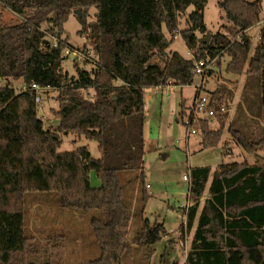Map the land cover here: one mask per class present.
Instances as JSON below:
<instances>
[{"label":"trees","instance_id":"obj_1","mask_svg":"<svg viewBox=\"0 0 264 264\" xmlns=\"http://www.w3.org/2000/svg\"><path fill=\"white\" fill-rule=\"evenodd\" d=\"M208 1L0 0L1 8L19 18L13 25L0 21V80H21L24 86L19 93L8 85L0 87V264H34L39 254L24 233L27 194L55 193L62 209L97 213L90 226L100 255L89 264H122L124 256L132 257V245L151 256L157 245L174 244L162 238V223L148 218L128 238L131 211L119 174L136 173L127 183L144 181L145 91L169 84L191 86L195 64L205 63L206 57L212 62L226 55L229 73L258 78L259 109L249 118L261 130L253 136L231 124L227 131L244 152H264V21L252 55V38L246 34L260 22L261 0H218L240 41L218 32L210 43H200L208 32L204 23ZM190 6L194 11L188 27L178 32L179 18ZM93 8L95 19L89 22ZM72 14L95 54L85 58L93 64L90 71L75 64L76 76L63 70L68 40L62 35ZM43 23L54 27L56 46L46 40ZM177 36L193 53L192 59L169 51ZM32 85L57 92V108L50 110L58 121L56 129H44ZM88 90L93 97L83 98L80 91ZM224 91L220 88L210 97L217 130L209 127V118L191 117L185 126L200 130L204 150L216 148L222 140ZM186 116L181 113L182 122ZM59 134L96 142L100 157L93 158L86 146L59 152ZM91 171L101 183L99 188L90 185ZM188 175L193 204L185 210L181 233L191 232L197 224L185 264H264V165L220 164L214 171L195 167ZM149 197L143 192L144 206ZM55 247L45 264H64L60 248Z\"/></svg>","mask_w":264,"mask_h":264},{"label":"rangeland","instance_id":"obj_2","mask_svg":"<svg viewBox=\"0 0 264 264\" xmlns=\"http://www.w3.org/2000/svg\"><path fill=\"white\" fill-rule=\"evenodd\" d=\"M254 2L256 0H246ZM218 0H209L204 10V23L208 30L206 34L212 36L218 32L226 36L231 41H240L239 36H234L237 30L226 19L224 13L217 5ZM194 11L190 6L184 15L179 18L178 32L188 27L187 20ZM96 10L90 11L89 22L94 21ZM0 21L4 24L13 25L19 22V18L11 11L0 7ZM264 21V0H261L260 22L248 30L246 34L252 38L251 55L258 46L259 34ZM45 31L46 40L51 43L56 42V31L48 24H42ZM81 25L74 14L64 24L62 38H67L66 50L78 53L81 61H77L72 55L65 56L63 70L70 76H76L75 64L81 69L90 71L93 64L85 61L87 56L94 58L92 43L85 35L79 33ZM205 34V35H206ZM168 36V35H167ZM212 39V38H211ZM211 41V40H210ZM82 50H85L83 53ZM170 52H177L183 58L192 59L193 56L184 44L180 36H177L169 48ZM205 68L202 74L195 75L191 86H165L160 89H149L145 91V177L140 181L127 183L136 175L134 172H121L119 174L121 183L125 186L124 201L131 211V226L128 238L140 228L143 219L153 223L165 222L167 227L179 228L180 237L176 241L175 256H170L175 246H168L169 255L163 256V249L157 256H148L146 250L140 246L132 245V257L124 256L122 264H185L184 258L189 251L190 237L186 233H181L180 228L182 216L187 208L188 182L183 180V176H189L190 168L210 167L213 171L220 164H232L247 162L250 165L264 164V152L248 154L238 147L228 133L227 129L232 124V128H238L242 132L256 135L261 130L256 120L249 118L258 108V94L260 87L258 78L247 75H234L226 70L230 58L226 55L216 58L212 62L208 57L205 59ZM208 71H211L209 74ZM8 85L17 93L24 89L21 80H0V87ZM170 85V84H169ZM201 86L199 94L210 99L211 95L218 89L225 91L220 105V111L224 120V132L220 144L213 149H202L200 130H196L195 135L189 134V129L181 121V113L192 112V103L197 96V86ZM37 93L38 112L44 123V129H56L58 121L53 118L50 110L57 108V92L47 88L39 89ZM83 98H92L93 91H80ZM196 94V95H195ZM236 94V95H235ZM195 95V96H194ZM253 110H250V109ZM253 111V112H251ZM250 113V114H249ZM248 115V116H247ZM196 118H206L197 116ZM206 120V119H204ZM206 121L213 130L219 128L218 120L209 118ZM234 122V123H233ZM261 122V121H260ZM264 130V129H263ZM62 145L59 152H71L75 149L86 146L91 156L99 158L97 144L84 138L78 139L73 135L59 134ZM189 142L188 145L186 144ZM90 185L92 188H99L100 181L94 171L89 173ZM149 197L142 201L143 192ZM207 194L205 192L200 203L202 205ZM58 195L51 194H27L24 198V233L33 241L39 254L34 256V264H45L46 255L56 252L59 247L64 264H89L96 260L100 251L93 235L90 219L96 216L95 211L88 213H78L65 210L58 206ZM186 206V207H185ZM161 218V219H159ZM159 219V220H158ZM188 238V239H187ZM173 248V250H172ZM46 252V254H45Z\"/></svg>","mask_w":264,"mask_h":264},{"label":"built area","instance_id":"obj_3","mask_svg":"<svg viewBox=\"0 0 264 264\" xmlns=\"http://www.w3.org/2000/svg\"><path fill=\"white\" fill-rule=\"evenodd\" d=\"M52 44H53V46H56V42H54ZM69 55L78 57V53H75L74 51L70 52L69 50H66L65 51V56H69ZM204 68H205V63L203 61L197 62L195 64V68H194L195 75L202 74L204 72L203 71ZM32 89L37 91L40 88L38 86H36V85H32ZM197 90H198V95L195 97V99L193 101V104L191 106L192 107V112H190L188 114V116H186V118L184 119V122H183L184 126H189L190 125V118L191 117L194 118V117H197V116H203V117H206V118H211L213 116V111L210 108V99H208L207 97L201 96L199 94V91L201 90V86L200 85L197 86ZM189 134L195 135L196 131L193 130V129L189 130ZM183 180L188 182L190 180L189 176H183ZM145 188H146V190H149L150 186L148 184H146Z\"/></svg>","mask_w":264,"mask_h":264},{"label":"crops","instance_id":"obj_4","mask_svg":"<svg viewBox=\"0 0 264 264\" xmlns=\"http://www.w3.org/2000/svg\"><path fill=\"white\" fill-rule=\"evenodd\" d=\"M251 30V29H250ZM258 40H259V37H258ZM167 86H175V85H172V84H170V85H167ZM196 95V94H195ZM194 95V96H195ZM236 95V94H235ZM196 97V96H195ZM195 97H194V99H195ZM194 99H193V101H194ZM193 104V103H192ZM260 121V120H259ZM188 141H187V145H188ZM147 191V190H146ZM148 193V192H147ZM150 197H153V195L152 194H148ZM186 197H187V208L189 207V206H191L192 204H193V197L189 194V182H188V191H187V195H186ZM202 200V199H201ZM185 206V207H186ZM159 219H161V218H159ZM158 219V220H159ZM161 223V222H160ZM185 224V215H183L182 216V223L180 224V225H184ZM196 222H195V224H194V227H193V229L191 230V232H189V233H187V235H186V237L188 236V237H190V243H191V239H192V236H193V233H194V231H195V228H196ZM162 225L164 226V229H165V235L164 236H162V238H167V239H170L171 241H173L174 242V244H169V243H167L166 244V246H165V244H160V246L162 247V249H163V256H167V255H169L168 253L170 252V251H168L167 250V248H168V246H175V250L174 251H172V253L170 254V256H175V255H177V254H175L176 253V241H177V238L178 237H180V233L177 235V233L179 232V228H173V227H167L166 226V224H165V222H162ZM188 239V238H187ZM164 240V239H163ZM161 247L160 248H157V246L155 247V249H156V251L153 253V256H157L159 253H161ZM190 247V246H189ZM172 250H173V248H172ZM185 260H186V256H185V258H184V262H185Z\"/></svg>","mask_w":264,"mask_h":264},{"label":"water","instance_id":"obj_5","mask_svg":"<svg viewBox=\"0 0 264 264\" xmlns=\"http://www.w3.org/2000/svg\"><path fill=\"white\" fill-rule=\"evenodd\" d=\"M74 14L78 17H81V12L79 10H75ZM211 38H212V35L208 33V34H206L205 38H202L199 41H200V43H202V42L210 43ZM56 136H58V135L56 134ZM261 165H264V164H261Z\"/></svg>","mask_w":264,"mask_h":264}]
</instances>
